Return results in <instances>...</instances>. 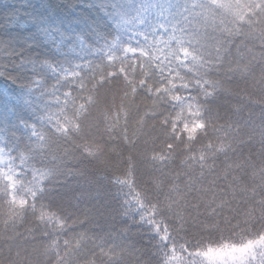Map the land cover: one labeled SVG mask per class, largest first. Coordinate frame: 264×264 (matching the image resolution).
Returning a JSON list of instances; mask_svg holds the SVG:
<instances>
[{
  "label": "trees",
  "instance_id": "16d2710c",
  "mask_svg": "<svg viewBox=\"0 0 264 264\" xmlns=\"http://www.w3.org/2000/svg\"><path fill=\"white\" fill-rule=\"evenodd\" d=\"M21 1L0 0V25L41 16ZM140 1L120 0L116 28L86 31L93 47L40 73L38 118L0 142V264H205L264 242V0H154L146 17ZM116 75L127 102L97 110ZM96 126L118 165L78 166L103 152L83 140L61 180L50 140Z\"/></svg>",
  "mask_w": 264,
  "mask_h": 264
},
{
  "label": "snow or ice",
  "instance_id": "6c2138e0",
  "mask_svg": "<svg viewBox=\"0 0 264 264\" xmlns=\"http://www.w3.org/2000/svg\"><path fill=\"white\" fill-rule=\"evenodd\" d=\"M60 7L67 22L29 16L9 19L7 27L0 25V43L4 45L0 56L4 70L0 73V142L8 143L10 136L19 142L18 130L29 132L38 118L36 109L46 83L40 73L53 75L56 57L93 47L85 32L98 35L104 25L116 28L123 6L120 0H66ZM41 184V195L50 191L43 187L46 180Z\"/></svg>",
  "mask_w": 264,
  "mask_h": 264
},
{
  "label": "rangeland",
  "instance_id": "374dc122",
  "mask_svg": "<svg viewBox=\"0 0 264 264\" xmlns=\"http://www.w3.org/2000/svg\"><path fill=\"white\" fill-rule=\"evenodd\" d=\"M66 0H38L36 2L38 9L40 10V17L47 16L50 11L53 12H60L61 18L64 20L63 22H67L66 20V14L65 10L60 7V5L64 4ZM17 3V2H14ZM154 3V0H141L140 6L138 8V11L141 13L142 16L146 17L147 15L151 14L153 11L157 9V6H151V4ZM19 8H21L23 11L26 10L27 6L30 7V9H33V4L29 2L28 0H23L20 2V4L17 5ZM51 12V13H53ZM28 13V12H24ZM56 14V13H54ZM130 21H123L124 24H128ZM118 88L122 89V82L118 75H116V78H109L106 83L102 84V86L99 88L100 91V97L101 100L97 106V110H109L116 108L119 109V104L117 103L119 101L127 102L125 100V97H123V94L118 92ZM136 116V115H135ZM88 124V122L86 123ZM86 127V126H85ZM85 138H78L76 137V140H59L56 141L55 139H51L48 147L46 148L47 155L52 156L56 160H58V163L56 164L57 168L56 171L59 173V177L61 180L65 181L67 177L66 174H64L63 167V160L65 162L74 161L73 163H69L71 165H75L77 163L78 157V151L77 149H81L84 147V142H92L100 147L103 152H97L95 153H87L84 152V156H82V160H80L77 165L78 166H85V160H88L90 162L97 163L99 165H109L111 162L115 163V165H118V162L113 161V157L109 156L108 154L104 153L109 148L106 146L107 142L104 140L105 135L103 134V131L99 128L94 127L90 130H85ZM133 136V134H132ZM94 139L97 140L94 142ZM81 140V141H80ZM110 151V150H109ZM141 148L137 150V152H140ZM118 152V150L115 151V153ZM100 155V156H99ZM62 165V167H60ZM70 166V165H69ZM95 166V165H93ZM90 171L91 168L89 167ZM82 170V169H81ZM81 170L79 171L80 173ZM79 172L77 174H79ZM85 175V173L83 174ZM81 178L77 180H68L65 183V188H69L72 186H75L76 188H79L83 181L80 180ZM264 250V242L256 245H247V246H241V247H235L231 249H219V250H209L206 251L202 258L204 262L209 264H256L257 260H259L260 256H258L259 251ZM205 263V264H206ZM186 264V263H182Z\"/></svg>",
  "mask_w": 264,
  "mask_h": 264
}]
</instances>
